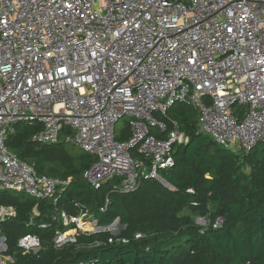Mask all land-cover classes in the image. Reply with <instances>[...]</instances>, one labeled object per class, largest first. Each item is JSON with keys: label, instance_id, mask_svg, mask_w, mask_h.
Here are the masks:
<instances>
[{"label": "built area", "instance_id": "built-area-1", "mask_svg": "<svg viewBox=\"0 0 264 264\" xmlns=\"http://www.w3.org/2000/svg\"><path fill=\"white\" fill-rule=\"evenodd\" d=\"M179 103L194 106L199 132L225 149L244 154L264 143V0H0V190L57 202L70 185L8 148L17 123L40 124L37 143L64 134L93 155L83 175L94 189L131 193L146 179L172 189L161 172L189 143L167 119ZM123 118L131 134L119 141ZM14 214L0 207V220ZM58 219L75 231L59 233L56 248L106 230L109 243L129 241L88 212L62 210ZM195 221L204 231L224 218ZM19 246L42 248L32 234Z\"/></svg>", "mask_w": 264, "mask_h": 264}, {"label": "trees", "instance_id": "trees-1", "mask_svg": "<svg viewBox=\"0 0 264 264\" xmlns=\"http://www.w3.org/2000/svg\"><path fill=\"white\" fill-rule=\"evenodd\" d=\"M177 120L189 143L175 147V166L161 174L172 186L146 179L131 193L112 191L111 184L94 189L84 171L96 158L84 151L70 152L67 142L40 144L33 140L40 124L17 123L6 144L37 174L70 178V185L55 198H35L24 192L0 190V207H13L15 214L0 220V236L7 245L4 255L12 264H264V143L238 154L200 133L197 110L190 103L174 105L167 115ZM66 133H70L67 130ZM130 130L118 134L124 141ZM109 204L105 211L100 207ZM65 210L88 212L100 227L116 220L124 227L119 236L127 243H109V230L78 233L76 242L56 248L55 237L69 227L58 219ZM197 216L218 228L204 231ZM137 233L143 234L135 238ZM37 235L38 252H25L19 239ZM96 241L102 245L96 246Z\"/></svg>", "mask_w": 264, "mask_h": 264}, {"label": "rangeland", "instance_id": "rangeland-1", "mask_svg": "<svg viewBox=\"0 0 264 264\" xmlns=\"http://www.w3.org/2000/svg\"><path fill=\"white\" fill-rule=\"evenodd\" d=\"M126 122H127V118H123L117 123L116 130L118 134L121 133L122 131L127 132L129 130V127H127ZM65 139H66L65 135L62 134L60 137V142H64ZM65 149L70 152L81 151L80 147L78 145L73 144L72 142H69V143L67 142V144H65ZM10 208H13V207H10ZM112 225H113V229H116L118 231H120L124 227L123 225L119 223V220H116ZM74 231L75 230L73 228H70L66 231V233L74 234ZM4 243H5V240L3 241L0 240V264H12V259L9 256H6L3 254V252L5 251Z\"/></svg>", "mask_w": 264, "mask_h": 264}, {"label": "water", "instance_id": "water-1", "mask_svg": "<svg viewBox=\"0 0 264 264\" xmlns=\"http://www.w3.org/2000/svg\"><path fill=\"white\" fill-rule=\"evenodd\" d=\"M0 240H1V241L5 240V237H4V236L0 237ZM4 247H5V250H6V248H7L6 243H4Z\"/></svg>", "mask_w": 264, "mask_h": 264}, {"label": "snow or ice", "instance_id": "snow-or-ice-1", "mask_svg": "<svg viewBox=\"0 0 264 264\" xmlns=\"http://www.w3.org/2000/svg\"><path fill=\"white\" fill-rule=\"evenodd\" d=\"M62 71H63V69H62Z\"/></svg>", "mask_w": 264, "mask_h": 264}]
</instances>
